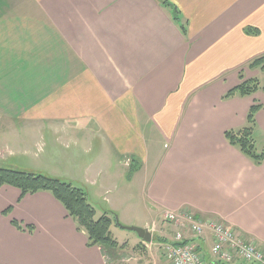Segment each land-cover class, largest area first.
<instances>
[{
  "label": "crops",
  "instance_id": "1",
  "mask_svg": "<svg viewBox=\"0 0 264 264\" xmlns=\"http://www.w3.org/2000/svg\"><path fill=\"white\" fill-rule=\"evenodd\" d=\"M166 1L172 8L160 0H0V158L17 156L40 172L65 164L94 202L105 200L114 178H127L144 216L127 193L107 199V211L152 238L171 240L179 228L164 214L189 211L264 250V162L254 165L224 137L246 126L258 102L257 128L264 92L222 100L241 70L255 77L247 65L264 56V0ZM247 27L260 34L245 35ZM96 142L118 154V174L107 157L104 165L90 158ZM32 148L40 154L24 157ZM70 148L89 157L78 166L62 161ZM118 229L110 227L116 249L90 247L50 193L21 197L0 186V264H116L127 248L138 255L159 246ZM184 232L210 257L209 231ZM162 259L148 264H170Z\"/></svg>",
  "mask_w": 264,
  "mask_h": 264
},
{
  "label": "trees",
  "instance_id": "2",
  "mask_svg": "<svg viewBox=\"0 0 264 264\" xmlns=\"http://www.w3.org/2000/svg\"><path fill=\"white\" fill-rule=\"evenodd\" d=\"M160 1L163 5L170 6L166 0ZM173 10L172 14L174 20L179 22L180 19L177 17L176 10L174 8ZM179 27L183 33H186L184 24H179ZM244 34L256 37L260 32L256 28L247 27L244 29ZM247 68L251 71L259 70L264 74V56L250 62ZM239 80L240 83L235 88L228 91L223 96L222 100H228L234 97H251L257 92H264V77L262 81L257 78L246 80L241 70ZM260 109V104H252L247 114L246 126L239 130H230L224 133V137L228 144L236 148L256 166L264 162V151L260 153L257 152L253 139L256 129L255 117ZM136 170L137 167L132 165L128 177L134 174ZM0 186H9L18 189L21 193V197L38 192L50 193L64 208L67 216L75 223L77 231L85 233L88 246L99 247L102 250H112L118 247L117 242L112 238L110 233V227L116 224L115 215L112 212L103 210L102 215L98 217L96 209L88 202L86 193L82 189L73 186L71 183L61 182L41 174L0 167ZM9 212L10 209L5 211L3 215L8 216ZM12 225L20 231L23 230L22 225L17 222H12ZM27 230L32 232V228L30 227H28ZM155 242H164V240L156 238ZM188 242L196 244L201 254L204 252L203 246L197 241L192 240ZM204 259L206 260V257H204Z\"/></svg>",
  "mask_w": 264,
  "mask_h": 264
},
{
  "label": "rangeland",
  "instance_id": "3",
  "mask_svg": "<svg viewBox=\"0 0 264 264\" xmlns=\"http://www.w3.org/2000/svg\"><path fill=\"white\" fill-rule=\"evenodd\" d=\"M253 72L256 73L255 77H253V78H257L260 81L263 80L264 74H262V72H260L259 70H255ZM246 80H250V79H246ZM260 102L264 105V102H262V101H260ZM258 104H260V103H258ZM253 139H254V143H255V147H256L257 152H259V153L263 152L264 151V110L263 109L260 112L259 119L257 122V128L254 131ZM106 152L107 151L103 150L102 146L98 142H96L94 144V148L92 149V155H90V158L93 159V158L97 157L100 161H102V163L98 162V164L104 165V163H105L104 160L107 157V159L109 160L110 166L112 167L111 173L112 174H115V173L118 174V172H119L118 168L115 167L117 164L119 166V163H118L119 156H117L118 154H116L115 152H110L107 155ZM82 153H83L82 148L81 149L70 148V150L67 153H61L60 157L62 158V161H66V162L74 159V160H76V166H78L79 161H82L86 157H89V156H83ZM39 154H40L39 149L37 150L36 148H32V149H29V153H27V155L24 157H26V158L32 157L33 158L35 155L38 156ZM26 162L27 161H25L24 159H18L17 156H11V155H7V154H4V156L2 158H0L1 168L3 167V168L10 169L12 167V165H17V167H19L18 169H22V170H17V171L30 172V173H34V174H41L43 176H46V177H49L52 179H57L61 182L71 183L73 186L82 189L87 195L88 202L96 209L98 217L100 216V214L102 215L103 210H109L107 208L108 205L106 204V203H108L107 199L113 200V198L117 194H120V193H122V194L127 193L128 197L131 199L132 203L135 204V206L138 208V214L140 216H144L143 203L141 201V196L138 195V191L135 187L128 185V183H127L128 179L125 177L123 179L118 178V177L114 178V180L108 186L110 192L108 194L104 193V195L102 196V197H105V200H103L102 202H94V198L92 196L89 197V195L86 192V188L80 182L79 178H77L75 176L76 172H73V173L69 172L67 165L62 164L59 167L58 166H49L47 168L48 170L40 172L38 170H33L32 168H29V166H25ZM94 162H95V160H94ZM20 163H23V164H20ZM98 169H100L102 171L98 174V177H100L99 178V180H100L105 175V172H104L105 169H103V168H98ZM118 210L120 211L121 215L127 214L126 213L127 212L126 206L119 207ZM185 212H189V211H185ZM189 213H191V212H189ZM204 221H206V220H204ZM218 221L222 222L221 220H218ZM222 223H224V222H222ZM224 224H226V223H224ZM126 227H137V226H126ZM114 232H116V234H118L119 237H128L127 238L128 240L130 238H139L137 236V234L133 231L118 229L117 231H114ZM156 238L157 237L152 238L153 242H155ZM164 241H166V240H164ZM250 241L253 242L254 244H256L254 241H252V240H250ZM156 243H162V242H156ZM256 246L259 249L263 250L257 244H256ZM150 249H151V251H150L151 254L147 253V252H143L142 250H140V254L136 255L138 253L137 251H133L130 248H127L125 251V256L124 257L122 256L119 259L115 260V263L116 264H131V262L133 261L134 264H148V261H152V258L155 260V262H160L161 260H163L162 258H164V256H162V253H161L160 249L158 248V245H155V246L151 245ZM197 250H198V247H197ZM198 252H199V250H198ZM206 252L207 251L205 250L204 253H206ZM204 256L206 257L207 261L213 260L216 262L215 258L210 254V250H209V256L211 258L208 257L206 254H204Z\"/></svg>",
  "mask_w": 264,
  "mask_h": 264
},
{
  "label": "built area",
  "instance_id": "4",
  "mask_svg": "<svg viewBox=\"0 0 264 264\" xmlns=\"http://www.w3.org/2000/svg\"><path fill=\"white\" fill-rule=\"evenodd\" d=\"M164 220L179 226L180 230L171 241L159 245L162 255L170 264H206L197 246L185 242L187 229L194 237L209 231L212 237L210 254L218 263L264 264V251L245 236L218 220L202 221L189 212H167Z\"/></svg>",
  "mask_w": 264,
  "mask_h": 264
},
{
  "label": "water",
  "instance_id": "5",
  "mask_svg": "<svg viewBox=\"0 0 264 264\" xmlns=\"http://www.w3.org/2000/svg\"><path fill=\"white\" fill-rule=\"evenodd\" d=\"M119 228L122 230L133 231L137 234V236L144 242V243H151L152 236L147 229L138 228V227H126L122 225H118Z\"/></svg>",
  "mask_w": 264,
  "mask_h": 264
}]
</instances>
